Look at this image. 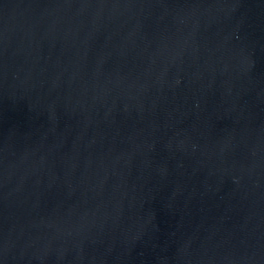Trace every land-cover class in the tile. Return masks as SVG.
Instances as JSON below:
<instances>
[{"label": "water", "instance_id": "1", "mask_svg": "<svg viewBox=\"0 0 264 264\" xmlns=\"http://www.w3.org/2000/svg\"><path fill=\"white\" fill-rule=\"evenodd\" d=\"M0 264H264V0H0Z\"/></svg>", "mask_w": 264, "mask_h": 264}]
</instances>
